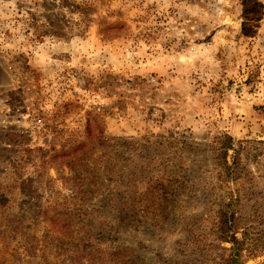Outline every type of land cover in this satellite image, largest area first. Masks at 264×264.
Returning a JSON list of instances; mask_svg holds the SVG:
<instances>
[{"label":"rangeland","instance_id":"rangeland-1","mask_svg":"<svg viewBox=\"0 0 264 264\" xmlns=\"http://www.w3.org/2000/svg\"><path fill=\"white\" fill-rule=\"evenodd\" d=\"M241 1L0 0V264H222L229 190L264 264V16L244 36Z\"/></svg>","mask_w":264,"mask_h":264},{"label":"trees","instance_id":"trees-1","mask_svg":"<svg viewBox=\"0 0 264 264\" xmlns=\"http://www.w3.org/2000/svg\"><path fill=\"white\" fill-rule=\"evenodd\" d=\"M242 27H241V33L246 37H253L257 34L258 29L260 27V22L264 16V3L261 0H242ZM232 149L235 151L234 156V163L237 162V150L234 148V140L230 136H226L225 140L221 142L220 146V157L223 159H227L228 151ZM220 158V159H221ZM161 194V191H148L146 194H140L143 200L146 199V197L150 196L151 205L154 206V199L158 198V196H154L155 194ZM85 195V194H83ZM226 198V200H225ZM140 199V200H142ZM153 199V200H152ZM239 197L234 193V191L229 190L227 192V195L224 197V204L222 205L221 209L218 213V230H217V238L221 242H230L232 243V246L229 248L223 247L222 249L225 250V253H222L221 256V263L222 264H247V261L245 257H250L251 255H254L253 257L257 256V252L249 251L248 254H244V242L239 240L235 236V228H236V219H237V211H236V205L238 202ZM150 211H147L144 215H142L144 218H148L150 216ZM58 242V244H71L74 248H81L79 249V252L84 254L86 253L87 248L93 247L89 245L88 243H78L76 241H65L61 238H54ZM88 254V253H86ZM116 255V254H114ZM111 261L114 264H131L134 262V259H129L126 261H121L120 258H114L111 259Z\"/></svg>","mask_w":264,"mask_h":264}]
</instances>
